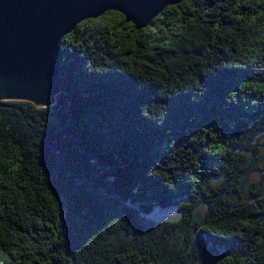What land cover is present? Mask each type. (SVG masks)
Here are the masks:
<instances>
[{
    "label": "trees",
    "instance_id": "1",
    "mask_svg": "<svg viewBox=\"0 0 264 264\" xmlns=\"http://www.w3.org/2000/svg\"><path fill=\"white\" fill-rule=\"evenodd\" d=\"M58 63L0 103V264H264V0L106 12Z\"/></svg>",
    "mask_w": 264,
    "mask_h": 264
},
{
    "label": "water",
    "instance_id": "2",
    "mask_svg": "<svg viewBox=\"0 0 264 264\" xmlns=\"http://www.w3.org/2000/svg\"><path fill=\"white\" fill-rule=\"evenodd\" d=\"M182 1L0 0V103L54 105L60 92V43L81 22L112 11L141 30Z\"/></svg>",
    "mask_w": 264,
    "mask_h": 264
},
{
    "label": "rangeland",
    "instance_id": "3",
    "mask_svg": "<svg viewBox=\"0 0 264 264\" xmlns=\"http://www.w3.org/2000/svg\"><path fill=\"white\" fill-rule=\"evenodd\" d=\"M169 213H167L166 215H168Z\"/></svg>",
    "mask_w": 264,
    "mask_h": 264
}]
</instances>
